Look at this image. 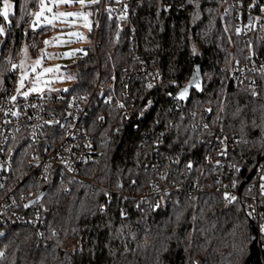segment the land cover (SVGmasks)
Returning <instances> with one entry per match:
<instances>
[{
    "label": "trees",
    "instance_id": "obj_1",
    "mask_svg": "<svg viewBox=\"0 0 264 264\" xmlns=\"http://www.w3.org/2000/svg\"><path fill=\"white\" fill-rule=\"evenodd\" d=\"M10 1L15 9L9 22L0 17V86L14 89L19 69L13 64L39 0ZM229 2L101 0L93 8V16L103 8L100 28L89 31L90 45L72 65L74 82L66 93L90 94L101 86L112 98L94 107L88 121L101 156L83 169L86 185L68 178L20 184L30 167L29 142L17 133L0 195L18 184L31 200L44 190L45 237L29 226L8 229L0 240V264H245L253 239L243 201L227 204L214 192L173 193L164 200L150 197L140 209L130 197L142 195L175 156L185 183L199 175L208 132L194 123L205 109L235 138L233 157L244 171L263 154L264 80L235 84L228 69L264 54V29L239 32ZM45 27L35 41L25 40L33 53ZM196 67L203 89L179 105L177 92ZM152 159L157 166L145 164ZM189 163L194 169L187 174ZM105 190L113 194L110 203Z\"/></svg>",
    "mask_w": 264,
    "mask_h": 264
},
{
    "label": "built area",
    "instance_id": "obj_2",
    "mask_svg": "<svg viewBox=\"0 0 264 264\" xmlns=\"http://www.w3.org/2000/svg\"><path fill=\"white\" fill-rule=\"evenodd\" d=\"M227 12L236 10L237 30L244 34L254 29H264V4L257 1L237 3L229 0ZM3 0H0V8ZM103 8L96 10L93 16V27L99 30ZM2 17V16H0ZM33 18V17H32ZM32 18L25 29V37L21 46L29 37L35 41L38 37L32 28ZM3 24L0 26L2 28ZM97 35L94 47H97ZM20 49V51H21ZM20 54V52H19ZM19 57V55H18ZM229 76L235 84L246 83L257 86L264 80V54H254L244 61H237L229 69ZM12 97H16L15 100ZM177 98V96H176ZM112 100L105 96L103 87L96 86L90 94H72L66 92L43 96L14 95V89L2 84L0 86V191L13 163L11 141L19 131L29 142L27 156L30 167L23 182L30 180L37 184L48 185L52 180L70 179L72 182L86 185L87 178L83 169L97 161L101 151L89 131L88 121L94 107L100 102L107 104ZM179 105H185L178 98ZM16 113V115H13ZM195 115V114H194ZM198 120L195 128H205L208 132L202 144L208 150L205 166L199 175L185 183L184 175L179 177V160L175 156L169 158L166 168L161 171L160 178L152 182L142 195L137 198V208H143L146 199L160 198L164 200L171 194L197 197L214 192L224 197H235L227 204L237 200L243 201L252 230V244L249 257L252 264H264V152L255 164L244 171V166L236 161L233 153L236 150L235 138L229 136L221 127L220 120L212 116L211 109L196 114ZM146 165L157 166L152 162ZM194 169L189 163L185 167L187 174ZM186 174V173H185ZM20 184L8 189L0 195V240L11 228L29 226L40 238L45 237L46 219L40 202L28 206L29 194L18 190ZM107 202L113 199L111 191L105 190ZM120 195H123L119 192ZM158 204V202H157ZM30 209V210H29ZM124 212H127L124 210ZM1 253V249H0Z\"/></svg>",
    "mask_w": 264,
    "mask_h": 264
},
{
    "label": "rangeland",
    "instance_id": "obj_3",
    "mask_svg": "<svg viewBox=\"0 0 264 264\" xmlns=\"http://www.w3.org/2000/svg\"><path fill=\"white\" fill-rule=\"evenodd\" d=\"M101 0L97 3H88L87 6L81 7L79 3L72 4H60L59 6L49 3V0H45L47 7L52 8V12L45 11L44 15L40 17L39 24L40 27H35L33 21L36 20L35 13H37L40 8L32 12V28L36 31L45 27V32L39 37L41 43L37 46V52L33 53L32 48L28 44L23 45L18 60L13 64V69H19V78L16 82L14 88V95L23 96L22 93L29 91L32 86V81L35 79L36 74L41 72L43 68H55L59 65V70L55 73H46L42 77L44 81H49L48 83H41L38 87L41 89L39 92H29L28 96H43L50 94H59L67 92L74 82V77L71 73L72 65L80 58L82 55L87 53V48L90 45L89 31L93 27V8L99 4ZM12 5L10 9V15L14 13L15 6L9 0ZM63 12V13H84L88 14V22L90 27H85V21L82 17H68L67 22L62 20L54 21L55 27L46 25L44 17L52 18L53 13ZM9 15V16H10ZM9 22V18L6 20ZM74 21V23H73ZM71 25V26H70ZM69 33H79L83 38L79 39L75 36H69ZM59 36L63 41H68L62 44H53L46 46L45 41L51 40L53 37ZM42 51H46L49 54H53L54 58L45 57L42 61L41 66L36 68V71H32L34 62L41 58ZM63 53H74L73 55H59ZM27 72V78L24 80V87L20 88V93L17 89L20 87V78ZM68 77H72L69 79ZM66 90V91H65ZM255 264V263H254Z\"/></svg>",
    "mask_w": 264,
    "mask_h": 264
},
{
    "label": "snow or ice",
    "instance_id": "obj_4",
    "mask_svg": "<svg viewBox=\"0 0 264 264\" xmlns=\"http://www.w3.org/2000/svg\"><path fill=\"white\" fill-rule=\"evenodd\" d=\"M98 0H49V3L55 4L57 6H59L60 4H72V3H79L81 5V7H85L87 6L88 3H97ZM117 2H119V0H117ZM12 5L10 4L9 0H3V7L0 8V16H2L5 20H7L9 18L10 15V9H11ZM39 8L40 10L35 13L36 16V20L33 21V24L35 25V27H40L39 24V20L40 17H42L44 15L45 11L48 12H52V8L51 7H47L45 4V0H39ZM68 17H82L83 20L85 21L84 26L85 27H90V24L88 22V14H84V13H63V12H57V13H53L52 18L49 19L48 17H44V21L46 25H50L52 27H55V23L54 21L57 20H62L63 22H67V18ZM74 23V21H73ZM71 26V25H70ZM4 32L3 28H0V35H2ZM69 36H75L79 39H82L83 37L79 34V33H69ZM68 41H63L59 36L57 37H53L51 40H46L44 43L46 46L49 45H53V44H62V43H66ZM74 53H63V54H59V55H73ZM47 57V58H54L53 54H49L46 51H42L41 53V58L37 59L34 62V65L32 67V71L35 72L36 68L41 66L43 59ZM16 67V66H13ZM59 70V65H57L55 68H48L45 67L43 68V70L39 73L36 74L35 79L32 81V86L29 89V91H25L22 93V95L24 97H27L29 95V92H39L41 91V89L38 87L39 84L41 83H48L49 81H44L42 79V77L44 76V74L46 73H52L55 74L57 71ZM27 78V72H25V74L23 76H21L20 78V87L17 89V92L20 93V88L24 87V80ZM69 79H72V77H68ZM190 86H199V69H197L196 74H194L192 80L190 81ZM149 88L153 87V85L149 84L148 85ZM66 91V90H65ZM188 92V88H184L183 90H181V92L179 93V98H185ZM13 100L16 99V97H12ZM121 107H123V105H121ZM13 115H16V113H13ZM225 199H228L229 202H231L232 200H235V197H229V196H225ZM262 231H264V227H262ZM2 235V234H0ZM3 253H0V256H2Z\"/></svg>",
    "mask_w": 264,
    "mask_h": 264
},
{
    "label": "water",
    "instance_id": "obj_5",
    "mask_svg": "<svg viewBox=\"0 0 264 264\" xmlns=\"http://www.w3.org/2000/svg\"><path fill=\"white\" fill-rule=\"evenodd\" d=\"M120 34H121V32L118 31V32H117V38H118V39H119V37H120ZM197 69H199V86H198V87H197V86H190V81L192 80L194 74H196ZM186 87L188 88V92H187L186 97H185V98H182V99L179 98V93L181 92V90H183V89L186 88ZM202 89H203V77H202V72H201L200 67H196V70H195V72L192 74V76L190 77V79H189L187 85H186L185 87L181 88V89L177 92V95H176V96H177V98H178L180 101H182L184 104H186V103L189 101V99H190V97H191V94H192V92H193L194 90H197V91L201 92ZM44 193H45L44 190H42V191L39 193V195H38L35 199H32V200H30V201L28 202V206H32V205L36 204L37 202H40V201L42 200L43 196H44ZM250 250H251V247H250ZM252 263H253L252 258H251V257H248L247 260H246V262H245V264H252Z\"/></svg>",
    "mask_w": 264,
    "mask_h": 264
}]
</instances>
